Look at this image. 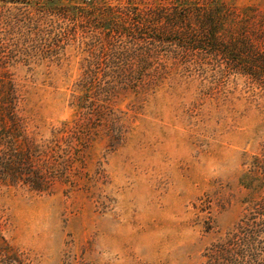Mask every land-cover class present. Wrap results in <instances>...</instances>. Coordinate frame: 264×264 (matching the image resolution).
<instances>
[{
	"label": "rangeland",
	"instance_id": "rangeland-1",
	"mask_svg": "<svg viewBox=\"0 0 264 264\" xmlns=\"http://www.w3.org/2000/svg\"><path fill=\"white\" fill-rule=\"evenodd\" d=\"M138 2L189 15L193 30L136 45L155 53L142 82L105 111L83 155L72 152L73 166L53 193L0 188L3 235L30 264H204L207 249L243 217L242 177L264 140V90L245 74L244 55H254L244 40L246 31L250 38L264 34V0ZM22 7L0 3L8 16L0 21L1 38L19 63L15 78L28 84L22 107L30 131L49 138L75 119L77 83L118 80L123 67L113 63L119 60L107 30L102 43L88 46L97 32L53 17L38 35L12 18ZM208 14L223 40L217 49L202 36ZM139 52L127 61L138 66ZM119 128L122 139L113 142Z\"/></svg>",
	"mask_w": 264,
	"mask_h": 264
},
{
	"label": "trees",
	"instance_id": "trees-1",
	"mask_svg": "<svg viewBox=\"0 0 264 264\" xmlns=\"http://www.w3.org/2000/svg\"><path fill=\"white\" fill-rule=\"evenodd\" d=\"M112 1L114 3L106 2L101 7L81 8L60 6L56 0H0L4 4L24 5L12 18L38 35L46 32L42 27L49 26L52 21L48 23V20L53 17L72 21L74 25L80 21V27L87 34L88 30L97 32L91 39L85 34L84 38L90 39L88 46L102 43V30H107L109 45L115 53L113 56L119 60L113 63L123 67L124 75L118 80H81L76 84L77 94L73 95L70 104L75 110V119L54 129L49 138L39 137L40 133L30 131L27 117L23 114L22 104L28 84L15 78L19 63L14 61L15 52L8 51L7 39L1 38L0 32V188L53 193L73 166L72 152L78 157L83 155L97 139V121H102L105 111L116 99L127 98L137 87L135 82H142L144 70L150 66L148 61L155 57V53L149 46L135 49L136 45L141 41L147 42L149 38L161 42L167 36H185L188 32L185 28L193 30L189 15L171 14L159 7L141 8L138 0ZM4 16L7 15L0 12V21L2 17L6 18ZM202 19V36L207 37V43L217 49L223 43L216 28L218 23L209 14ZM6 22L8 24L11 20ZM151 33L158 34V38L150 36ZM252 35L255 37L250 38L246 31L244 43L254 57L244 55L243 66L245 74L252 76L264 90V34L253 32ZM138 51L136 56L140 63L135 66L127 60ZM122 60L124 63L119 64ZM93 117L97 119L93 121ZM121 139L122 128H119L112 141ZM261 146L262 154L254 157L251 169L242 177V186L248 191L243 217L226 238L207 249L204 264H262L264 261V140ZM5 222L0 206V264H30V259L3 235Z\"/></svg>",
	"mask_w": 264,
	"mask_h": 264
}]
</instances>
